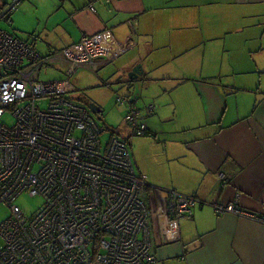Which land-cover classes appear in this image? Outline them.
<instances>
[{
    "label": "built area",
    "instance_id": "obj_1",
    "mask_svg": "<svg viewBox=\"0 0 264 264\" xmlns=\"http://www.w3.org/2000/svg\"><path fill=\"white\" fill-rule=\"evenodd\" d=\"M24 1L10 0L0 20L10 22ZM89 10L95 11L93 5ZM121 39L105 30L42 57L0 28V205L11 210L0 225V264H152L154 237L162 244L179 241L181 220L190 219L196 207L260 220L238 207L239 194L223 205L150 189L137 173L130 142L147 136L154 105L142 108L143 114L137 100L119 97L127 104L129 131L104 139L97 115L72 99L76 70L121 63L129 50ZM52 61L64 63L68 80L35 81ZM219 177L227 180L224 173ZM24 194L43 198L32 217L16 204Z\"/></svg>",
    "mask_w": 264,
    "mask_h": 264
},
{
    "label": "crops",
    "instance_id": "obj_2",
    "mask_svg": "<svg viewBox=\"0 0 264 264\" xmlns=\"http://www.w3.org/2000/svg\"><path fill=\"white\" fill-rule=\"evenodd\" d=\"M145 1L25 0L20 5L22 13L31 10L34 22L40 19L42 24L46 20V27L52 35L46 38L38 28L24 41L38 52V42L45 39L50 48L46 56L54 57L66 47L80 42L83 36L114 31L129 46L121 63L88 68L98 70L96 74L101 72V78L109 87H112L109 85L111 71L126 73V78L117 83L128 87H134L142 79L146 83L169 82V78L159 76L156 51L166 55V60H171L175 67V70H170L174 88L168 92L170 98L162 103V107L167 105L168 109L159 108L155 102L139 101L138 106L143 109L148 103L157 106L146 120L148 127L159 123L157 119L149 124L156 119L157 113L163 115V119H178L183 113L187 120H191L185 127V134L192 135V138L182 142L188 157L186 164H191L193 170L185 181L173 175L166 180L153 172L147 175L140 173L133 157L137 173L145 177L150 189L176 190L184 195L196 196L202 203L206 200L211 204L227 205L238 200L235 198L239 194L238 207L256 214L260 220L251 221L235 214L219 216L212 206L196 207L190 219L181 220L179 242L164 248L154 238L152 244L157 251L154 250L156 261L152 264H264V87L260 86L259 77L250 80L248 85L236 82L230 85L236 90L223 96L214 94L216 100L208 103L202 100L204 94L198 86L190 83L200 76L195 72L199 64L205 67L207 63L221 65V70L231 72L228 75L236 80L245 74V65L253 56L264 54V47L256 48L254 40L246 35L247 31L240 28L220 25L212 35L211 27H217L218 21H212L205 7L219 5L221 0L216 3L204 0L206 4L180 0L181 4L177 6L174 5L175 0H168V6L174 7L175 11L172 14L164 11L170 25L164 28L166 38H161L151 21L153 11L147 8ZM158 1L161 5L164 3L167 9L166 1ZM236 1L253 7L264 3V0ZM9 2L0 0V10ZM90 5L95 11L89 10ZM192 7L199 10L195 8L191 11ZM16 12L11 14L12 25L16 24L17 14L13 18ZM260 17L264 18V13ZM50 19L53 27H49ZM123 29H129L132 35L128 36ZM138 63L143 64V76L131 82L129 74ZM213 70L218 71L217 68ZM174 80H181L182 84L178 85ZM225 100L234 111H229L227 107V111L221 112L219 103ZM200 108H203L201 114L198 113ZM228 113H234L235 119L230 117L227 121ZM132 144L133 140L130 142L131 151ZM221 173L227 176L224 182L219 177Z\"/></svg>",
    "mask_w": 264,
    "mask_h": 264
},
{
    "label": "rangeland",
    "instance_id": "obj_3",
    "mask_svg": "<svg viewBox=\"0 0 264 264\" xmlns=\"http://www.w3.org/2000/svg\"><path fill=\"white\" fill-rule=\"evenodd\" d=\"M164 1H166L167 9L164 7V3L161 5L158 0L145 1L148 5L147 8L153 11L150 14L152 16L151 21L155 23L158 30L157 32H160L161 38H166L164 28L170 25L168 17L163 14L164 11L169 12V14H172L175 11L174 7L168 6V0ZM190 1H197L206 4L204 0ZM210 2L216 3L218 1L211 0ZM180 4V0L174 1V5L177 6ZM21 7L19 6L17 12L13 15L14 18L17 14L16 24L12 25L13 20L11 18L9 23L0 20V28L9 31L15 37L23 41H26L38 28L42 30L44 37H51L52 32L46 27V20H44L42 24L39 22L40 19L34 22L32 11L29 10L22 13ZM195 8L196 7H192L190 10H199V8ZM205 9L207 15L212 18L213 22L218 21L217 27H211L212 35H215L216 29L220 25L226 27L230 26V28H240L242 31H247L246 35L254 40L253 43H255L254 46L256 48L264 47V40H261L264 36V22L262 21L264 18L261 19L260 17V14L264 13V3L254 5L253 7L249 3H241L236 0H221L219 5H207ZM49 25V27H53L51 19ZM36 49L42 57H47L46 55L48 54V51H50V48H48V42L45 39L44 41L40 40L38 42ZM156 55V60L159 63V76L162 79L169 78V80H167L169 82H137L134 87H128L117 83L118 80L126 78V73H113L111 71L109 85L112 87H109L104 83V79L97 77L95 72L98 70L80 68L73 74L70 83L76 87L77 91L74 92L71 97L81 105L89 106L91 103L95 102L102 108L103 117L102 120L98 121L106 130L104 139H108L113 134L125 135L129 131V125L126 121V116L128 114L127 104H122L120 101L118 102V96H132L134 99L139 98L140 101L155 102L159 108L168 109L166 108L167 105L162 107V103L170 98L168 92H171L174 88V84L171 82L173 81V78H170V70H175V67L174 63H172L171 60H166L167 56L160 53V51L157 50ZM214 68H217L218 71L215 72L213 70ZM107 69L108 68L105 70ZM221 69L222 66L216 65L215 63H207L205 67L204 65L199 64V69L195 70V72L200 76L193 79L196 80L195 82H190L193 86H198L199 90L204 94L202 100L205 99L208 103L214 101V99L216 100L214 94L223 96L226 92L236 90L233 86H230L236 84V82L239 83V85H248L250 80L259 77V80L261 81L260 86L264 87V54L253 56L245 65V74L240 75L236 80L233 79V76L230 77L228 75L231 72L225 73ZM62 79L68 80L67 69L63 62L60 63L58 61L48 63L34 75V80L38 82H49ZM174 81H176L178 85L182 84L181 80ZM255 81L256 79L254 80V83ZM209 94H211V96ZM181 97L183 98L182 95ZM149 104L150 103L147 105ZM219 105H221V112L227 111L228 108L229 111H234L233 106H228L226 100L219 103ZM198 113H203V108H200ZM230 117L231 119H235L236 116L234 113L233 115L228 113L227 121ZM157 119L159 123L153 127H149V129H151L149 136L136 137L133 139L132 151L131 148L130 151L131 154L133 152L132 156L135 158V161L139 166V172L146 175L153 172L162 179L166 178V180L173 175L174 177L185 181L187 180V175L193 170V168L190 166L191 164H186V159L188 160V157L184 152L185 145L182 141H185L186 138H192V135L187 136L185 134V127L191 120H187L183 113L180 114L178 119H175V117L172 119H163V115L157 113L156 119L151 123L149 121V124L154 123ZM5 122L10 125L13 124L12 119H7ZM163 160L166 162L164 163ZM16 204L21 207L26 213V216L32 217L42 206L43 198L41 196L33 197L24 194L17 200ZM10 216V208L7 205L1 204L0 225L8 220Z\"/></svg>",
    "mask_w": 264,
    "mask_h": 264
},
{
    "label": "water",
    "instance_id": "obj_4",
    "mask_svg": "<svg viewBox=\"0 0 264 264\" xmlns=\"http://www.w3.org/2000/svg\"><path fill=\"white\" fill-rule=\"evenodd\" d=\"M132 23H133V22H132ZM143 73H144V71H143V65L140 63V64H138L135 68H133V70L130 72V74H129L130 81H131V82H136V80H139V78H140L141 76H143ZM144 81H146V80H145V79H142V80L137 81V82H144ZM129 87H132V86H129ZM128 97H131V96H128ZM135 100H137L138 102L140 101L139 98H137V99H135ZM89 108H90V110H91L94 114H96V115L99 116V117H98L99 120H102V117L100 116V114L102 113V109H101L97 104L92 103V104L89 106ZM150 117H151V116H150ZM223 187H224V186H223ZM168 245H169V244L164 245V248L167 247Z\"/></svg>",
    "mask_w": 264,
    "mask_h": 264
},
{
    "label": "flooded vegetation",
    "instance_id": "obj_5",
    "mask_svg": "<svg viewBox=\"0 0 264 264\" xmlns=\"http://www.w3.org/2000/svg\"><path fill=\"white\" fill-rule=\"evenodd\" d=\"M138 64H139V63H138ZM138 64H137V65H138ZM137 65H136V66H137ZM136 66H135V67H136ZM96 75H97V77H98V78H100V79H101V76H100V73H99V72H97V74H96ZM102 79H104V78H102ZM103 81H104V80H103ZM104 83H105V82H104ZM93 103H95V102H93ZM91 104H92V103H91ZM91 104H90V105H91ZM95 104H97V103H95ZM90 105H89V106H90ZM98 106H99V105H98ZM99 107H100V106H99ZM100 108H101V107H100ZM101 109H102V108H101ZM102 117H103V114H102ZM205 201H206V200H205ZM180 230H181V228H180ZM154 238H156V237H154ZM160 245H162V243H161V242H160ZM154 248H156V247H154ZM155 250H156V249H155Z\"/></svg>",
    "mask_w": 264,
    "mask_h": 264
},
{
    "label": "trees",
    "instance_id": "obj_6",
    "mask_svg": "<svg viewBox=\"0 0 264 264\" xmlns=\"http://www.w3.org/2000/svg\"><path fill=\"white\" fill-rule=\"evenodd\" d=\"M73 99V98H72ZM139 103V102H138ZM151 105V104H150ZM155 106V108H157V106L156 105H154ZM86 107H88V106H86ZM140 109V111H142V108H139ZM150 129H149V132H148V134H147V136H149V134H150ZM119 135H121V134H119ZM139 175V174H138ZM141 176V175H140ZM149 184V183H148ZM151 191V190H150Z\"/></svg>",
    "mask_w": 264,
    "mask_h": 264
},
{
    "label": "clouds",
    "instance_id": "obj_7",
    "mask_svg": "<svg viewBox=\"0 0 264 264\" xmlns=\"http://www.w3.org/2000/svg\"><path fill=\"white\" fill-rule=\"evenodd\" d=\"M89 107V106H88ZM94 114V113H93ZM96 115V114H95ZM100 116L102 117V113L100 114ZM99 116L97 115V118H98ZM99 120V119H98ZM122 135V134H121ZM181 240V239H180ZM179 240V241H180ZM179 241H177V242H179ZM173 243H175V242H173ZM169 244H172V243H169ZM162 245H167V244H162ZM157 251V250H156Z\"/></svg>",
    "mask_w": 264,
    "mask_h": 264
}]
</instances>
